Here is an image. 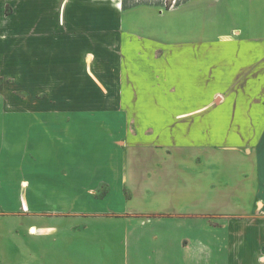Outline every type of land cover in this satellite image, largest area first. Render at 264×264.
Listing matches in <instances>:
<instances>
[{
    "label": "crops",
    "instance_id": "1",
    "mask_svg": "<svg viewBox=\"0 0 264 264\" xmlns=\"http://www.w3.org/2000/svg\"><path fill=\"white\" fill-rule=\"evenodd\" d=\"M40 1L45 6L38 0H0V218L12 216L4 224V239L0 237V262L14 226L23 233L29 230L33 235L27 232V238L52 239V259L78 253L67 241L86 228L82 221L90 207L84 196L92 200L101 190L102 196L121 190L117 185L113 191L114 183L102 179L103 168L114 181L124 183L123 166L129 164L142 170L140 178L148 181L147 194L129 187L131 217L191 222L202 234L192 251H183L182 263L217 264L214 247L219 240L224 264H264V0H184L175 10L161 13L136 0ZM46 1L55 7L57 22L56 17L54 22L48 18ZM25 33L32 38L25 40ZM159 49L161 57H153ZM106 54L111 58L107 70L115 74L113 84H106ZM153 87L176 96L225 97L221 104L208 106V116L194 122L193 138L199 142L207 137L208 150L122 152L114 124L106 126L113 129L111 138L96 129L95 124L104 128L106 121L72 116L79 111L71 109L63 110L70 111V118L55 120L53 107H10L4 98L83 96L89 89L101 93L105 88L134 94ZM217 107L229 108L226 122L232 128L219 149ZM163 122L160 118L156 126L163 127ZM205 123L207 134L202 132ZM144 162L154 163L150 173H143ZM222 175L226 199L224 212L218 214L211 192ZM164 184L169 190L161 193L160 201L153 199L157 185L163 190ZM185 190L205 191V196H184ZM8 201L15 202L14 212H9ZM26 216L51 217L52 225L35 220L25 228ZM129 223L132 234L145 235L146 221ZM53 245L61 252L55 253Z\"/></svg>",
    "mask_w": 264,
    "mask_h": 264
},
{
    "label": "rangeland",
    "instance_id": "2",
    "mask_svg": "<svg viewBox=\"0 0 264 264\" xmlns=\"http://www.w3.org/2000/svg\"><path fill=\"white\" fill-rule=\"evenodd\" d=\"M42 6L43 2L38 0ZM175 0H136L135 4H150L158 12H166L175 10L178 5L184 0H176L175 5H173ZM48 7L50 8V13L47 14L48 18L56 22L58 20L57 11L55 7L52 8V3L46 1ZM172 6H174L172 8ZM39 7V6H35ZM34 7V8H35ZM7 12H10L9 6L6 9ZM161 25V23H157ZM37 36V35H36ZM32 36L28 33H25L24 39L29 40ZM161 49L157 50L153 57L160 58L162 55ZM94 55L90 54L89 62ZM106 61V79L110 80L109 83L113 84L111 77L115 74L111 71H108L107 68L111 67L109 64L111 58L109 55H105ZM160 61V60H159ZM162 64V63H158ZM160 66V65H159ZM116 77V76H115ZM90 94L83 96H58V95H6L4 96L5 100L9 102L10 107H53L56 110H52V119L55 120H64L68 119L70 111H63L67 109L76 110L72 111L77 112L73 113L82 115L83 119L89 121H105L104 128L102 124H95L98 126L96 129H102L104 133L111 138H114L113 129L106 126L115 125V135L120 132V146L123 151H185L192 152L194 150H208V140L207 137L201 138V140L193 138L194 122L203 119L204 116H208L209 111L208 107L210 105H219L222 103L223 96H176L170 95L168 90L161 91L153 87L151 90H137L134 94H121V89H112L105 88L104 92H96L97 90L89 89ZM126 92L129 90L125 89ZM70 107V108H68ZM200 107L202 111L198 112ZM205 107V108H204ZM197 109L196 111H194ZM228 107H217L216 118L217 120V132H218V141L216 148L219 149L224 147L225 140L224 134L226 132L230 133L232 131L231 122L228 112ZM13 113V114H12ZM18 112H10V116H17ZM33 115V113H30ZM73 118H76L74 116ZM164 119L163 127L159 128L156 126V122ZM207 120V119H206ZM183 122V126H181ZM179 123V124H178ZM198 123V122H196ZM227 123V124H226ZM226 124V125H225ZM206 134L208 133L207 123L202 130ZM248 131L251 133L252 128H249ZM147 136V139L142 140L144 136ZM131 140V141H130ZM194 141L198 142L195 143ZM198 144H200L201 149H199ZM91 145V144H90ZM204 147L206 149H204ZM124 148V149H123ZM217 154H221L220 151ZM148 163L142 168L145 167L143 173H150V170L154 168V163ZM106 166V163L104 164ZM102 179L107 181L110 179V183H114L113 191L116 190L119 185L120 189H117L110 195L102 196L104 190L95 193L97 198H92L84 196V199L88 202L90 207L88 211V216L83 218L86 228L80 230L76 235L71 236L69 239L66 238L67 246L72 245L77 247L78 253L70 258H64L63 254L56 255L52 259V239H41L36 240L34 238H27L26 234L33 235L29 230H24V233L21 229H16L14 226V231L10 232L9 239L5 242V247L7 253L2 257L0 263L2 264H188L182 263L184 252L192 251L199 237L203 240L202 234H200L194 227L196 224L191 222L177 223L172 219H168L163 216H153V218L138 219L131 217L130 207L128 206V198L131 196L129 187H133L135 193L138 194H147L145 190V183H148L147 180L143 181V175L141 174L140 169L137 166L131 167L129 164L123 166L124 172L122 173L123 180L125 182H118L117 179L114 181V177L111 175L108 176L109 169L107 167L103 168ZM223 173V172H222ZM163 182L170 187L169 178L167 175H163ZM141 177V178H140ZM141 179L143 183L140 186L137 183V180ZM174 184L175 181L172 180ZM122 183V184H121ZM121 184V185H120ZM130 184H134L131 186ZM164 184V189L160 188V185H157V189L154 191L153 199L161 200L163 194H165L169 187ZM116 186V187H115ZM149 186V184H148ZM190 186V185H189ZM191 185L190 187H192ZM197 188V185H194L193 188ZM216 190L211 192V199L217 205L218 214L224 212V204L226 199L225 192V177L218 180V185L215 186ZM188 188L186 184L185 189ZM138 191V192H137ZM142 191V192H141ZM163 192V193H162ZM205 191H191L192 198L197 194L201 193L199 197L203 195ZM162 193V195H161ZM189 191L184 192V196L188 195L191 197ZM71 193H67L70 195ZM75 193L73 194V196ZM196 197V198H199ZM111 198L113 202H111ZM5 204L9 205L8 210L15 211L14 201H8ZM12 206V207H11ZM6 208L3 211H8ZM116 215H113L112 213ZM106 213L112 214V216H103L101 218L94 217V214ZM12 216H9V219L0 218V237L4 239L6 233L4 232V224L6 221H10ZM153 219V224L148 225V222ZM22 220L26 223V227L29 224H33L36 220V224H46L52 225L51 217H23ZM142 220L146 221V230H142V236L134 235L131 233L129 221H132L133 224L140 225ZM157 221V223H156ZM20 223V219L13 220V223ZM153 227V228H152ZM220 230V228H218ZM199 233V235H197ZM202 233V232H201ZM189 238V240H183L184 237ZM203 243L207 241H202ZM188 245V248L186 246ZM61 247H63L61 245ZM55 253L61 252L58 249V245H53ZM213 246L211 247V250ZM224 249L223 241H217L216 248V263L224 264V250L221 253V250ZM163 251V253H161ZM184 251V252H183ZM65 251H63L64 253ZM168 257H167V254ZM222 254V255H221ZM209 264H212L211 262Z\"/></svg>",
    "mask_w": 264,
    "mask_h": 264
},
{
    "label": "built area",
    "instance_id": "3",
    "mask_svg": "<svg viewBox=\"0 0 264 264\" xmlns=\"http://www.w3.org/2000/svg\"><path fill=\"white\" fill-rule=\"evenodd\" d=\"M175 2H176V0L175 1H173V5H175ZM174 6H172V8H173Z\"/></svg>",
    "mask_w": 264,
    "mask_h": 264
},
{
    "label": "bare ground",
    "instance_id": "4",
    "mask_svg": "<svg viewBox=\"0 0 264 264\" xmlns=\"http://www.w3.org/2000/svg\"><path fill=\"white\" fill-rule=\"evenodd\" d=\"M30 230H32V231H33V228H32V229H30Z\"/></svg>",
    "mask_w": 264,
    "mask_h": 264
}]
</instances>
